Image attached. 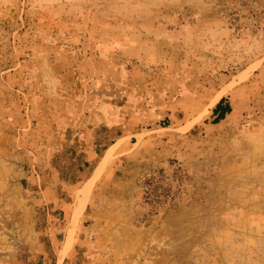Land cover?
Listing matches in <instances>:
<instances>
[{"label": "rangeland", "instance_id": "1", "mask_svg": "<svg viewBox=\"0 0 264 264\" xmlns=\"http://www.w3.org/2000/svg\"><path fill=\"white\" fill-rule=\"evenodd\" d=\"M0 264H264V0H0Z\"/></svg>", "mask_w": 264, "mask_h": 264}, {"label": "trees", "instance_id": "2", "mask_svg": "<svg viewBox=\"0 0 264 264\" xmlns=\"http://www.w3.org/2000/svg\"><path fill=\"white\" fill-rule=\"evenodd\" d=\"M231 112V105L228 101V98L221 97L217 103L214 105L212 109V116L213 120L212 123H218L224 117ZM159 175V179L156 178H146L143 182L144 187V199L148 201H152L154 205L160 202V199H171L172 198V191L170 192V188L163 187L162 185H158L161 179ZM157 177V178H158ZM165 178V177H164Z\"/></svg>", "mask_w": 264, "mask_h": 264}, {"label": "bare ground", "instance_id": "3", "mask_svg": "<svg viewBox=\"0 0 264 264\" xmlns=\"http://www.w3.org/2000/svg\"><path fill=\"white\" fill-rule=\"evenodd\" d=\"M88 191H89V185L87 184V185L83 188L82 192L80 193L81 195H80V197H79V205H78V207H77L76 210H75V211H76V215H75V217H74V219H73V221H72V223H71V226H72V227L74 226V222H75V220H76V216L80 213L82 207L84 206L85 199H86V195H87ZM70 233H71V231H70ZM68 236H69V234H68Z\"/></svg>", "mask_w": 264, "mask_h": 264}]
</instances>
